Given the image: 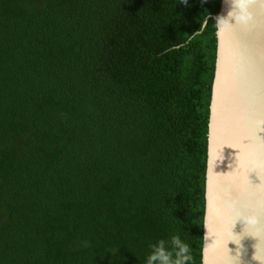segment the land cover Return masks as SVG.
I'll return each instance as SVG.
<instances>
[{"label": "trees", "instance_id": "trees-1", "mask_svg": "<svg viewBox=\"0 0 264 264\" xmlns=\"http://www.w3.org/2000/svg\"><path fill=\"white\" fill-rule=\"evenodd\" d=\"M221 0H0V264H201Z\"/></svg>", "mask_w": 264, "mask_h": 264}, {"label": "water", "instance_id": "water-1", "mask_svg": "<svg viewBox=\"0 0 264 264\" xmlns=\"http://www.w3.org/2000/svg\"><path fill=\"white\" fill-rule=\"evenodd\" d=\"M228 11L221 0L216 18ZM246 16L215 18L201 264H264V0H250Z\"/></svg>", "mask_w": 264, "mask_h": 264}, {"label": "clouds", "instance_id": "clouds-1", "mask_svg": "<svg viewBox=\"0 0 264 264\" xmlns=\"http://www.w3.org/2000/svg\"><path fill=\"white\" fill-rule=\"evenodd\" d=\"M250 0H227L229 11L227 17L218 16L216 19L220 25L244 24L247 22L246 11ZM187 4V0H180ZM234 20L235 23L230 21ZM152 251L146 259V264H190L192 260L190 246L174 235L170 241L161 239L150 246Z\"/></svg>", "mask_w": 264, "mask_h": 264}, {"label": "bare ground", "instance_id": "bare-ground-1", "mask_svg": "<svg viewBox=\"0 0 264 264\" xmlns=\"http://www.w3.org/2000/svg\"><path fill=\"white\" fill-rule=\"evenodd\" d=\"M231 88V87H230ZM239 151H241L240 149H239ZM242 152V151H241ZM242 154H243V152H242ZM243 156H244V154H243ZM247 158H248V160L251 162L252 160H253V158L255 159H257V156L255 155V152H254V150L253 151H250L249 153H248V156H247ZM250 173V171L248 172V174ZM253 178H255V176L253 177ZM244 190L245 191H248V187H245L244 186ZM222 208H224V203L222 204Z\"/></svg>", "mask_w": 264, "mask_h": 264}]
</instances>
